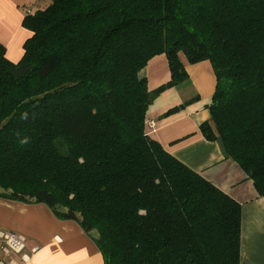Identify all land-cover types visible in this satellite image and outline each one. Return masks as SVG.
I'll return each mask as SVG.
<instances>
[{
	"label": "trees",
	"instance_id": "1",
	"mask_svg": "<svg viewBox=\"0 0 264 264\" xmlns=\"http://www.w3.org/2000/svg\"><path fill=\"white\" fill-rule=\"evenodd\" d=\"M24 16L16 64L0 45V199L44 205L103 264H239L241 206L146 131L150 103L209 62L219 142L264 199V0H46ZM164 56L170 80L140 72ZM194 99L169 110L184 109Z\"/></svg>",
	"mask_w": 264,
	"mask_h": 264
},
{
	"label": "crops",
	"instance_id": "2",
	"mask_svg": "<svg viewBox=\"0 0 264 264\" xmlns=\"http://www.w3.org/2000/svg\"><path fill=\"white\" fill-rule=\"evenodd\" d=\"M44 3L46 0H0V45L9 62L20 61L23 45L30 37L22 27L24 9L31 6L33 13ZM181 61L188 80L151 102L145 119L154 127L146 125V131L166 153L241 206L239 264H264V199L241 168L227 157L221 144L207 142L199 130L210 119L208 107L216 86L212 67L209 62L189 65ZM139 76L145 79L149 93L167 84L170 73L166 58L151 59ZM192 99L181 111L165 116ZM0 231L23 236L27 251L38 249L24 260L0 252V264H103L93 239L78 224L57 219L44 205L0 199Z\"/></svg>",
	"mask_w": 264,
	"mask_h": 264
},
{
	"label": "built area",
	"instance_id": "3",
	"mask_svg": "<svg viewBox=\"0 0 264 264\" xmlns=\"http://www.w3.org/2000/svg\"><path fill=\"white\" fill-rule=\"evenodd\" d=\"M31 6L24 9V14L31 13ZM150 127H154V123H148ZM38 249L33 248L27 251L26 239L23 236L12 232L0 231V252L4 255H18L22 260L30 258L37 253Z\"/></svg>",
	"mask_w": 264,
	"mask_h": 264
},
{
	"label": "rangeland",
	"instance_id": "4",
	"mask_svg": "<svg viewBox=\"0 0 264 264\" xmlns=\"http://www.w3.org/2000/svg\"><path fill=\"white\" fill-rule=\"evenodd\" d=\"M46 5H47V4L44 3V4L41 6V8H42V9H45V8H46ZM213 74H214V73H213Z\"/></svg>",
	"mask_w": 264,
	"mask_h": 264
},
{
	"label": "water",
	"instance_id": "5",
	"mask_svg": "<svg viewBox=\"0 0 264 264\" xmlns=\"http://www.w3.org/2000/svg\"><path fill=\"white\" fill-rule=\"evenodd\" d=\"M151 104V103H150Z\"/></svg>",
	"mask_w": 264,
	"mask_h": 264
}]
</instances>
